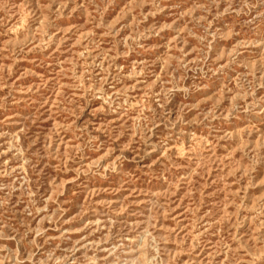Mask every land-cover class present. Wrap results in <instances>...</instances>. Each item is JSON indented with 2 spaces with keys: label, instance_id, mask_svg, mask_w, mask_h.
<instances>
[{
  "label": "rangeland",
  "instance_id": "374dc122",
  "mask_svg": "<svg viewBox=\"0 0 264 264\" xmlns=\"http://www.w3.org/2000/svg\"><path fill=\"white\" fill-rule=\"evenodd\" d=\"M0 264H264V0H0Z\"/></svg>",
  "mask_w": 264,
  "mask_h": 264
}]
</instances>
